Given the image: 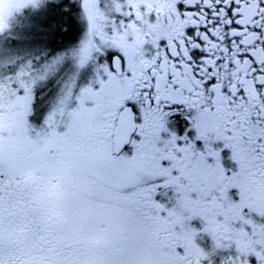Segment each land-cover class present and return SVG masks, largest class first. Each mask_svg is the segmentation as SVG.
I'll return each instance as SVG.
<instances>
[{
  "label": "snow or ice",
  "instance_id": "snow-or-ice-1",
  "mask_svg": "<svg viewBox=\"0 0 264 264\" xmlns=\"http://www.w3.org/2000/svg\"><path fill=\"white\" fill-rule=\"evenodd\" d=\"M77 6L75 45L17 55ZM5 104L0 264H264V0H0ZM54 156L72 162L58 215L32 183Z\"/></svg>",
  "mask_w": 264,
  "mask_h": 264
},
{
  "label": "flooded vegetation",
  "instance_id": "flooded-vegetation-1",
  "mask_svg": "<svg viewBox=\"0 0 264 264\" xmlns=\"http://www.w3.org/2000/svg\"><path fill=\"white\" fill-rule=\"evenodd\" d=\"M75 3V0H72ZM61 14L55 10H51L48 14V21H55L54 24L61 25V20L58 16ZM60 20V21H59ZM59 21V22H58ZM75 21L73 27L69 29L61 28L60 35H51L47 41L41 42L39 39L34 40V49L30 52L31 60L37 58L42 63L48 57L54 56L58 52H63L66 47L75 45L85 32V23L80 18L79 8L74 11L71 19L67 22ZM47 22V21H46ZM12 39H9L11 41ZM11 46V45H10ZM50 75V74H49ZM66 73L58 71L55 73V78H45L43 81H38L34 86L35 103L34 110L47 111L50 106L44 107L46 103L51 102L55 96L52 94L53 89L63 88L62 79ZM89 71L81 72L78 80V85H83L88 82ZM60 89V90H61ZM54 95V96H53ZM15 113L8 105L0 106V128H3L5 123L10 120V117ZM72 169V162L68 158L51 157L42 160L32 173L33 192L35 197L40 201L47 212L52 215H58L64 208L67 191V181Z\"/></svg>",
  "mask_w": 264,
  "mask_h": 264
},
{
  "label": "rangeland",
  "instance_id": "rangeland-1",
  "mask_svg": "<svg viewBox=\"0 0 264 264\" xmlns=\"http://www.w3.org/2000/svg\"><path fill=\"white\" fill-rule=\"evenodd\" d=\"M5 39H7L9 41V39H12L13 40L14 37H7ZM33 49H34V41L28 47L19 49L18 52H17V55L20 56V57H22L23 59L31 60V54H30V52ZM58 71H64L66 73V75L64 76V78L62 79V81L60 80V82L65 83V80H66V77H67L66 66L60 67L58 69ZM58 71H56V72H58ZM55 73L54 74H50L47 78H55ZM60 89L61 88H58V90L56 88L53 89L52 94L54 93L55 96L53 95L54 97L51 99V102L49 103V105H48V103H46V105L44 107H47V108L49 106L52 107L57 102V100L60 98V96L63 93V88L61 90ZM15 123H16V121H15V114H14L13 116L10 117V120L5 123V125L3 126V129L6 132H11L15 128ZM5 139H7V137H5Z\"/></svg>",
  "mask_w": 264,
  "mask_h": 264
},
{
  "label": "trees",
  "instance_id": "trees-1",
  "mask_svg": "<svg viewBox=\"0 0 264 264\" xmlns=\"http://www.w3.org/2000/svg\"><path fill=\"white\" fill-rule=\"evenodd\" d=\"M58 19H60V16H58ZM60 21V20H59ZM58 21V22H59ZM50 29H51V32H52V35L56 34V35H60V32H61V25L58 24V26L56 25H51L50 26Z\"/></svg>",
  "mask_w": 264,
  "mask_h": 264
}]
</instances>
